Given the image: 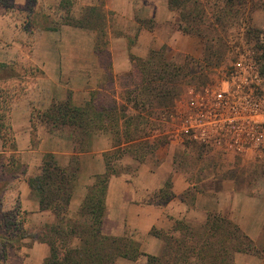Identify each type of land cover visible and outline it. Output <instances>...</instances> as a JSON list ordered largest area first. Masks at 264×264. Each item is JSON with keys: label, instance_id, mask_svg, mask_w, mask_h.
<instances>
[{"label": "crops", "instance_id": "0c3cea01", "mask_svg": "<svg viewBox=\"0 0 264 264\" xmlns=\"http://www.w3.org/2000/svg\"><path fill=\"white\" fill-rule=\"evenodd\" d=\"M69 1L72 4H68L70 10L66 8L67 11L63 10L66 5H62V0H37L35 4L41 5L43 12L47 14L46 17L54 14L52 10L55 7L61 11L55 17L48 16L55 18L53 20L56 21V27H36L38 31L34 36L35 44L28 55L50 78L54 70L59 68L71 67L79 70L80 65L87 61L82 59V55H88V63L97 71L98 53L104 48L98 46L99 32H102L104 37L109 35L110 42L103 51L110 55L112 70L116 73L138 71L132 58H147L153 49L161 50L162 46H168L170 52L172 49L189 53L192 52L194 44L202 42V38L197 34L180 29L177 23L180 21V11L170 0ZM14 2L23 6L28 0ZM99 7L104 12L103 19L106 23L103 31L90 24L78 23L85 21L88 12L90 17L95 16V10ZM4 12H0V20ZM89 20L91 22L92 18ZM0 60L5 59L2 57ZM113 74L115 81H112L111 86L108 81H97L96 73L92 74L96 77L89 78V89L86 92L82 90L84 95L81 98L77 97V90L80 89L79 86L75 88V81L39 82L38 84H42L40 87L45 86L47 89L37 91V101L45 110L55 101L65 100L70 96L74 105H93L96 111H104V117L108 116L110 111L115 112L116 108L115 113L119 116L137 113L132 106L133 102L128 100V92L137 87L139 82L128 87L126 82L119 81L117 75ZM99 94L106 96L105 102L100 101ZM31 108L29 102H18L12 108L11 118L18 153L25 154L24 158H27L26 176L41 172L45 153H53L62 167L75 171L77 177L68 207L71 217L77 216L89 188L98 186V179L107 173V157L110 154L122 153L120 158L114 159L113 162L117 171L112 172L106 181L105 210L101 226L105 235L115 237L123 236L127 231L134 232L136 237H133L138 241L142 252L158 255L167 245V238L180 236L188 229H193L195 224L203 226L213 209H225L223 200H232V221L254 244L252 250L235 252L232 263L264 264V201L256 203L255 196L236 190L234 179L224 172L209 173V165L204 163L208 158L207 153L203 154L204 157L196 164V168L191 169V166L177 155L180 148L183 151L190 148L185 144V139L178 140L174 134L164 151L160 148L155 152L154 158L157 162H153L149 155H142L139 150H128L130 142L123 140L115 143L110 127L98 126L96 121L92 120L87 125L89 136L81 146L73 142L67 128L57 129L40 122L39 125L42 123L43 127V130L39 131L40 141L38 138V147H33L34 124L31 120ZM94 109H91V117L95 114ZM173 120H176V117ZM208 130L206 128L196 134V137L200 134V138L206 142L203 144L207 145V150L215 146L222 156H225L227 151L248 156L255 155L258 151L252 143L241 148L240 142L232 143L228 142V138H216L214 132ZM34 156L35 158L30 159ZM39 156H42L41 160ZM121 163L126 169L120 167ZM205 182L215 185L207 187ZM220 182L222 185L216 188V183ZM20 184V198L24 208L38 220H54L55 216L50 210H41L40 202L27 180ZM46 245L49 248L48 244ZM140 257L143 260L146 255ZM121 260L123 257L118 258L116 264Z\"/></svg>", "mask_w": 264, "mask_h": 264}, {"label": "rangeland", "instance_id": "374dc122", "mask_svg": "<svg viewBox=\"0 0 264 264\" xmlns=\"http://www.w3.org/2000/svg\"><path fill=\"white\" fill-rule=\"evenodd\" d=\"M36 1L28 0L27 4L19 6L15 4L14 0H0V4L2 5L0 12L2 10L5 11V14L2 13L0 20V58L3 57L5 60H0V62L7 63L5 68L0 69V96H2L0 100L3 101L5 97L11 98V118L12 108L16 103L22 102L25 104L29 102L32 107L31 120L34 124L32 134L34 136V140H32L33 147H38L40 141L39 131L43 130L42 123L39 125L41 121L39 120L38 114L44 109L37 101L39 99L37 91L47 89L45 86L40 87L42 84H38L39 82L75 81V88L77 89L79 86L78 88L80 89L77 90V97L81 98L84 95L82 94V90L86 92L89 89V78L96 77L92 76L94 73L97 75V81H108V85L110 86L112 85V81H115L113 73L117 75L119 81L126 82L128 87L138 83L140 79L139 71L133 70L131 72L123 71L116 73L112 70L110 55L103 51L110 42L109 35L104 37L102 32H99L98 46L104 48H102L101 53H98L97 71L88 63V55H82V59H87V61L80 65L79 70L71 67L69 69L59 68L58 70H54L51 75L54 80H52V77H47V73L43 68L36 65L28 55L35 44L34 36L38 31L36 27H56V21L53 20L55 18L48 16L52 15L55 17L61 11L55 7L52 10L54 14L46 17L47 14L43 12L41 5H37L38 7L35 5ZM186 1V8L192 12L191 14H204L206 19L209 20L206 22V25L210 27L212 34L217 37L216 47L220 50V53H217L219 58L210 61L207 60L206 62L203 61L206 49V40L204 38L200 42V44L203 43L201 45L202 48L200 44H194L192 52L189 53L178 52L172 49L170 52L168 46H162L160 48L165 52L168 60L177 64H183L186 61H195L191 65L194 67L198 76L184 80V84H181V94L175 100V104L170 109V113L166 115L160 113V120H158L157 116L156 119L150 120V124L149 122H144L142 125L140 122L144 127V132H140L141 135L138 133L140 136L137 137L143 140L142 142L139 140L141 143L137 142L136 145H138V149L143 147L142 149L145 151L150 146L144 148V145H154V151L148 152L147 155H149V158L153 162H157L154 158L156 155L155 152L160 150V148L164 151L165 146L174 137L172 135L175 134L177 135L176 139H185V144L190 148L187 151H183L180 148L177 151V155L181 159H184L191 166V169H195L196 164L204 157L203 154L207 153L208 158L204 160V163L209 165L207 169L209 173H215L217 171L224 172L227 176L234 179L236 190L246 191L250 195L255 196L254 201L256 203H260L259 201H264V146L260 145L257 147L256 149L258 151L255 155L232 154L227 151L225 153L226 155L222 156L220 154L221 152L215 146L208 148V150L205 149V146L207 147V145L203 144L205 141L200 138V134H198V137H196V134L201 133L203 130L201 128L203 119L198 116L201 118L200 120L197 118V115L201 114V112L218 109L217 96L219 94L230 97L235 95L238 101L242 100L241 104L246 103V99L250 100L251 103L252 101H256L258 104L264 98V0H248L245 9H231L227 6L225 0ZM69 3L70 5L72 4L69 0H62V5H66L65 8L63 7L64 11L70 10ZM94 15H91L90 18H92V21L88 23L96 27L99 31H103V27L106 26L104 24L106 23H104V12L102 8L99 7ZM179 22H177L178 25ZM197 61L200 62L197 63ZM244 97L245 100L243 99ZM99 99L105 102L106 96L100 95ZM192 100L195 101V105L191 104ZM1 104L5 107L4 103ZM187 115H195L196 119L194 122L198 123V127L191 128V126L187 125L188 123L185 119ZM152 117H149V119H153ZM174 117H176V120H173ZM255 119L257 120L256 124L258 127L260 122L264 120L262 115L256 116ZM133 122L136 123L137 120ZM46 125L51 127L50 124ZM237 141L236 138H228V142L237 143ZM73 142L76 144V141ZM2 149L0 140V152ZM18 154L21 163L24 164L23 168L27 172V158H24L25 154L23 155L21 152ZM33 158L35 156L30 157V159ZM39 159L41 160L42 156H39ZM120 167L124 168L122 163ZM9 179L10 177L8 175L0 174V180L4 182L0 191L7 186L6 190L0 193V211H25V214H23L25 217L24 227L35 235L42 231L45 224L55 222V218L52 221L48 219L46 221L43 219L38 220L24 208V204L20 198L22 187L20 183L26 180V174H20L13 180ZM204 184L207 187L215 185V183L212 184L210 182H205ZM220 185H222L221 182L216 183V188ZM231 202L232 200L228 202L223 200L222 203H224L225 209L219 211L216 208L212 212L220 213L232 220L231 214L233 211L231 210ZM1 218L2 215H0V220ZM193 229L201 231L202 226L195 224ZM184 234L183 232L180 238H184ZM124 235L131 237V239H136L134 238L136 237L134 232L127 231ZM174 246L175 243L171 242L170 249L172 250ZM48 249L46 243L41 242L36 237L25 238L22 239L21 247H7V258L4 261H0V264H46L45 260L49 254ZM224 256L226 255H222V257ZM146 262L147 257L143 260L142 257L137 260L123 258L117 264H146Z\"/></svg>", "mask_w": 264, "mask_h": 264}, {"label": "trees", "instance_id": "16d2710c", "mask_svg": "<svg viewBox=\"0 0 264 264\" xmlns=\"http://www.w3.org/2000/svg\"><path fill=\"white\" fill-rule=\"evenodd\" d=\"M170 1L180 11V29L195 33L206 40L203 61L219 58L217 53H220V50L216 47L217 37L206 25L209 20L205 15L191 14L192 12L186 8V0ZM247 2L248 0H225L231 9H245ZM89 18L88 12L85 15L87 20L78 23L88 25ZM165 55L162 49H153L147 58H132L137 65L141 81L137 87L128 92V96L130 94L128 100L130 103L133 102L132 106L137 113L119 116L115 113L116 108L115 112L110 111L106 118L102 116L104 111H96L93 105L85 107L74 105L69 96L65 100L55 101L49 108L40 111L39 120L50 124L53 128H67L77 146L84 145L89 136L87 125L92 120L96 121L98 126L108 125L113 132L115 143L125 140L134 144H130L128 150L133 149L136 152L141 150L142 155L153 152L154 145L143 144L144 148L150 146L147 151L142 149L143 147L138 149L136 145L143 140L137 137L144 132L142 125L144 122L150 124V120L156 119L157 116L160 120V113L164 115L170 113L175 100L181 94V84H184V80L198 76L191 65L195 61L177 64L168 60ZM6 66L7 63L0 62V69ZM1 103H4L5 107ZM10 108V97L0 100V140L3 148L0 152V174L8 175L9 180H13L20 174H26V169L23 168L24 164L21 163L17 153ZM91 109L95 110L93 117L90 116ZM151 116L153 119H149ZM136 120V123L133 122ZM121 154L114 153L107 157V173L98 179V186L89 188L77 216L73 218L68 214V207L77 173L62 167L53 153H45L41 172L34 176H26V180L38 198L41 210H50L55 216V222L45 224L42 231L35 235L24 227L25 211H0L2 215L0 220V258L2 259L0 261L6 260L7 247L19 248L22 239L29 237H36L48 244L49 254L45 260L46 264H116L120 257L137 260L141 255H146V264H233L235 252H247L254 249L253 241L236 223L225 215L213 212L209 213L201 231L188 229L189 231L184 232V238L175 235H173L174 238H167V245L158 255H147L142 252L138 241L127 235L115 237L105 235L101 226L105 210L106 181L112 172L117 171L113 162L114 159L120 158ZM3 184L4 182L0 180V188ZM6 188L7 186L1 189L0 193ZM171 242L175 243L172 250ZM222 255L226 256L222 257Z\"/></svg>", "mask_w": 264, "mask_h": 264}, {"label": "built area", "instance_id": "2783aa9c", "mask_svg": "<svg viewBox=\"0 0 264 264\" xmlns=\"http://www.w3.org/2000/svg\"><path fill=\"white\" fill-rule=\"evenodd\" d=\"M232 97L219 94L217 96L218 109L201 112L197 115V118L203 119L201 128L203 130L208 128L209 132L213 131L216 138H236L240 142L241 148L247 147L248 143H252L255 148L260 145L264 146V120L258 127L255 119L258 115H262L264 118V98L258 104L256 101L251 103L248 99H246V103L241 104L242 100L238 101L235 95ZM243 99L245 100V97ZM191 104L195 105V101L192 100ZM185 119L191 128L198 127V123L194 122L195 115H187Z\"/></svg>", "mask_w": 264, "mask_h": 264}]
</instances>
